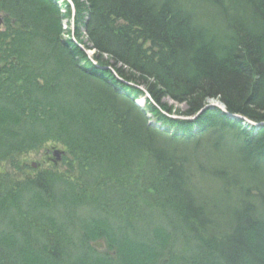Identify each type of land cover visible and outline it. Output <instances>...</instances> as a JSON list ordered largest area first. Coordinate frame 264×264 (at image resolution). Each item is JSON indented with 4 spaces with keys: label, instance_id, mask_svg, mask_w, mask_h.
I'll return each instance as SVG.
<instances>
[{
    "label": "rangeland",
    "instance_id": "374dc122",
    "mask_svg": "<svg viewBox=\"0 0 264 264\" xmlns=\"http://www.w3.org/2000/svg\"><path fill=\"white\" fill-rule=\"evenodd\" d=\"M105 1L77 0L79 5L83 7L82 15L85 19V28H83L82 24L78 22V18H76L77 10L73 12V7L76 8L75 0H49L50 4L38 1L39 6H43L44 12H40L37 7L36 9L25 8V5V11H29L32 15H36L35 17H26L23 21H21V18L12 20L9 14L10 12L0 11V34L2 37L6 36L9 38L13 36L16 38V43L20 44L19 38L21 37L24 39L28 36V39H30L29 41L32 42V46L25 50L28 54H26L24 62L36 70L34 71L36 78L38 76L41 78L44 76L47 77L44 74L47 72L46 63L44 61L45 58H47L46 56L56 55V53H58V48H50V44L54 41L58 42V40H61L64 46L67 42H70L74 45L76 43L77 46H75L79 48L78 44H81L82 46L79 49L82 50L88 61H90L94 67V69L83 70L82 68H90L88 62L84 59L81 61L82 68L75 71L73 70V73H70V67L65 60H55V63H57L55 81L57 85L60 84V96L56 97L50 92L48 93V97L52 98L47 101L46 97L41 94L40 91L38 92L36 90L35 92L28 93V95L33 97L30 98V102L28 103L29 106L32 105L33 115L27 117L28 120L25 121V125L29 128L32 124L31 129L34 132L32 138L38 140L50 138L52 141L48 139V142H44L41 147L36 149L32 148L24 153L20 160L29 166L27 169L19 171L18 169H14L15 167L9 163L0 162V264H48L47 261L52 262V260L55 263L49 264H94L91 263L92 260L88 263L86 259L79 262L80 258L77 259L74 257V255H76V252L72 250L74 246L69 245L70 242L78 240L76 236H73L74 234L81 237L82 233L84 234L86 232V234H88L89 230H94L96 226H99L92 220H96V218H100V220L101 218L105 219V214L101 213L105 210V207L110 205L120 206L122 199L126 201L122 204L127 205L129 203L130 205L132 203L133 194H136V190L144 191L146 188L152 187L150 185L154 183L156 177L160 180L166 178L163 175L172 162H181L191 159L193 160L191 163L188 161L190 165L201 160L197 158H202L208 154H215V149L220 152L229 153V151H232L230 149L231 147L234 148L237 146L235 142H239L238 137L232 139L230 131L222 133L217 119L207 120L210 115L212 117L214 111L226 117L225 119L228 120L227 123H229V125L232 123L240 124L242 127L239 128L243 133L242 135H244V130H249L253 137H256V135L260 137L261 134V136H264V111L258 110L257 115H259V118L252 121L255 126L251 127L243 124L238 117L245 120L246 118L252 120V118L245 117L241 113L233 114L228 109L227 104H217L215 109L208 108L204 103V99H202L201 96H199V98L195 90H191L189 93L186 85L195 89L194 85L196 86L197 83L192 79L194 75L192 73L196 71H192L191 65L196 62L194 61L197 57L195 51L200 50L201 45L198 44L197 47L192 45L190 47L192 50L191 53L180 40L181 38L185 43L186 40L189 41L188 36H193L194 38L201 37L203 38L202 41L217 40L223 47L214 44L216 47H214L213 52L215 54L218 49L222 50L221 55L226 58L228 56L226 55L227 53L231 54L234 52V49L236 50L239 48L237 46L239 45L240 38H242V34L246 32V35H248L251 29L250 26L260 22V18L264 16V6H262L264 0H128V2L132 1L133 4L138 7L143 9L146 8V13L151 16V22L149 24L147 23V27H145L144 30L145 33L141 38L138 37L139 34L137 31L139 32V30L135 29L134 35L133 32H128L126 36L116 37V41L111 38L109 39L108 36L110 33L108 32H113L119 28L122 29L123 26L128 25L127 21L123 18L115 21L117 16L113 15L114 17L111 19V15H105V19L108 20L107 23L106 21L101 22L96 25L95 30L91 28L92 25L94 26L95 21H93V16L96 11L104 10L102 6L106 8L102 2L107 6L109 5V3ZM16 2L17 0H9L8 5L11 10H13V8L17 10L23 8L22 6L18 8ZM89 2L92 4L89 5ZM71 3L73 7L70 6ZM5 4L7 5V3ZM173 4L176 6V8L173 7L174 9H172ZM107 10H110V8ZM250 10H253V13H250ZM55 13L58 14L56 15ZM187 17L188 19L186 20ZM131 19H133V17ZM169 21L173 23L170 25ZM243 23L244 25H250L244 26V28L241 29V34L238 30L242 27ZM177 24L179 31L178 35H175L173 39H171V42L167 43L174 44L173 48L178 52L171 51V53H169V56L174 58V61L177 60L176 62L178 63L174 65V74L179 79L175 80L169 77V81H173L172 83H174L172 89L170 87L169 89L162 88L164 86H162L161 80L159 83L160 85H157L156 80L159 78H156L160 76L158 73V76L156 74L154 76L143 75L145 73L144 71L141 72L133 68L131 64L121 63L120 65L127 67L135 73L133 80H135L136 83L134 85L138 87L134 90L131 88L129 95L125 97L124 95L126 94L121 91L122 89L119 90L120 84L116 81V73L114 71L109 68L111 72L108 68H104L103 72H101L95 68L98 62L104 67L116 63L111 52L108 53L95 48V42H92V40L95 41L92 37L94 32L98 40H100L99 38L109 39L108 41L111 44H126L124 47L128 45L130 47L135 46V42H133L132 39L135 36L138 37L139 47L142 48L140 59H142V61L144 60V64L146 65L150 64V62L154 64L157 63V61H150L152 58L155 59L153 57V46L159 45L158 40L167 36V33ZM259 27L261 28V26ZM27 31L31 32V36L26 33ZM263 32L253 29L252 33L249 34L250 36H246L250 37L252 43L250 46V54H252L251 56H253V58H251V60L250 57L245 55L246 52H241L244 63L239 62L237 59L235 60L234 56L228 61L237 66L241 74L245 72V70H250L251 74L254 72L255 76H252L249 88L247 89L248 95L251 97V102L253 100L257 102V99H263L262 101H264V74H257L258 70L264 69V53L263 51H258V49H256V44L254 45V42L258 43V41L260 42L259 47L263 45L261 43L264 42ZM253 33H256L257 36L253 37V35H251ZM236 35L238 36L237 38ZM188 41L186 43H189ZM7 42L8 40L5 42L4 47H6ZM38 50L41 52L40 54ZM236 53L240 54V51L238 50ZM214 57L216 63L221 64L218 56L214 55ZM225 62H227V60ZM130 63H133V61ZM249 63L251 65H249ZM182 65H184V67ZM181 66L184 69L181 68ZM6 67H8L7 72L10 78L4 77L5 74L2 79L0 74V79H2L0 85H5L6 83V85L9 86L8 80H15L18 72L14 71L12 67L7 66L6 60L4 61L1 58L0 73H2ZM149 70H147V72ZM197 71L199 76H204L203 69H198ZM30 72H33V70L30 69ZM128 72L130 73V71ZM101 73L106 74L107 80L96 78V76H102ZM86 76L90 79V81L87 79L88 84L81 83L82 79ZM35 79L31 80L32 85L43 82L41 79H38L39 81H35ZM51 79L52 77H47V82L49 83ZM30 84L27 86H30ZM49 84H51V82ZM105 85L109 86L107 87L109 92L103 93ZM180 85H183L184 89L182 90L186 89V93L181 96L182 101L176 100L173 95L177 92V89L180 88ZM4 88H0V106L1 104H9L11 100L8 96H4L9 94L11 91L10 88H5L6 91ZM152 88H156L158 91L159 102L156 101L157 97H154V93L151 91ZM2 89L4 90L2 91ZM169 91L173 97L170 96V93H168ZM60 97L62 99L58 100L59 103L54 101ZM104 98L106 99L102 103L101 99L104 100ZM217 99L222 101L221 98ZM247 102L251 103L249 101ZM46 105H57L60 106V108L62 107L60 113L61 119L64 121L66 120V122H76V119L72 117L71 114L77 113L78 110L81 112L84 107L91 105L92 108L97 107V111L104 112L103 110L105 108V110L111 111L113 115L119 113L130 116L131 126H134L132 123H139L141 121L146 131L152 129L156 132L162 129L157 139L162 137V142L166 144L164 147L167 150L168 159L160 158L161 160H155L154 156L150 154V156H148V154L144 153V147L142 146L143 142H139V144L135 143L132 146L130 139H132L133 135L129 131L126 133L124 132L126 129L124 125L114 126L113 123H103L102 121L97 122L95 130L93 133L91 132L92 134L90 137L84 134L85 131H83L81 127L74 125L73 129L70 130V132H72L71 136H77L82 141H85L87 145H91L93 151L92 155L89 157L84 155L82 151L73 153L64 142L51 138L57 133L55 131V126L49 125L48 123V129L46 131L38 132L37 123L52 118L49 114L51 109ZM12 107H17V103L12 101ZM156 115H158V117H156ZM171 115H174L180 122L174 120L168 121V117ZM163 118L167 119V124L165 126L161 123ZM51 121L52 119L50 122ZM174 122L175 125L173 124ZM199 125L202 126V130L199 128ZM4 127V125L0 124V133L5 132ZM166 127H169L170 131L167 130ZM257 129L258 132H260L258 134L255 133ZM241 137L246 144L250 145L243 136ZM248 145L247 148L249 147ZM249 149L252 150L253 148L249 147ZM56 151L60 152L58 156L55 153ZM260 155L263 157L264 151L259 149V151L253 152V156L256 158H259ZM71 160L74 161L72 166L70 163ZM176 166H178L177 163ZM42 172H46L50 175L57 174V176L59 175L60 177L65 176L68 177V180L71 177L78 179L83 188H80V190H82V192L85 190V193H89L92 196L95 195L94 197L98 200L95 199L96 203H94V206H87L89 209L87 208L88 212L86 214L82 211L71 213L70 209V215L64 214L61 217L57 215L59 218L57 219L55 218L56 215H51L54 214V211L52 208H48V205L43 202L44 198L42 196L40 197V194L36 192L35 188H32L29 183H26L28 178L32 179ZM180 178L182 177L180 176ZM200 180L202 181V176L198 177L195 182ZM246 182L243 183V186L246 185ZM249 182L256 184L258 181L254 178H249L248 184ZM226 183L231 184L232 181L228 179ZM22 184V189H19ZM90 184L92 186H90ZM258 184L259 189L257 193L255 192L253 194L255 196V201L264 198V181L260 180ZM230 186L231 185H229V187ZM257 186L258 185L254 187L257 188ZM186 187L188 186L186 185ZM59 189H57V191ZM155 190L156 189L153 188L151 191L155 192ZM189 190L192 189L188 187L186 191L189 192ZM230 190H232V188H230ZM148 191L150 192V190ZM235 191H238V189H235ZM59 193L65 195L66 192L60 190ZM232 193H230V195H232ZM162 197L168 202L170 201L171 204L175 203L172 198H168L164 194ZM109 201L112 202L110 203ZM230 201L231 199H229V202L225 204V206L232 202ZM250 201L247 200L246 202L250 203ZM106 203L107 205H105ZM251 204H253V201H251ZM220 206H223L221 202L217 207ZM232 207L236 206L232 205ZM53 219L57 222L56 227L51 225L53 224ZM118 219L120 222L121 220L123 221L122 218ZM88 220L89 222L87 224L86 221ZM108 225L109 227L112 226V224L109 223ZM57 230L59 231L58 233ZM249 230L250 229L246 227V231L243 232L240 238L242 237L243 240L247 238L250 242L253 239L252 237L255 236V232L252 231L251 233ZM116 235L118 239H121V242L118 247L114 246V250L112 251H110V247L104 240L92 241L91 246H93L94 250L97 252L95 256L93 255L97 263L103 261L101 258L104 257L103 255H107L108 258H106V260L110 259L111 264H127L126 261L133 260H136V263L133 264H153L156 258L154 255H159L162 251V249L155 246L149 251L144 250V258H139L137 255L135 256L133 254L134 249L138 248L135 244H132L133 235L130 236L124 231ZM224 236L225 234L219 238L211 236L209 240L205 239L206 242L209 241L215 245L214 249L223 245L222 250L220 249L217 251L213 249L215 259L211 257L213 255H210V259L212 260H209V262H211V264H219L220 261L217 262L216 256L218 253L224 251V249H228L229 244H225L228 240L225 239ZM189 242V240H183L181 236L166 238L165 243L163 242V245H161L163 248V254L161 256L166 257L167 253H169L172 255L171 259L173 262L177 263L181 260V257H184L186 253L185 250L188 246L196 252L198 243L191 241L190 245ZM46 249H48L49 254L43 256L42 253ZM57 249L59 255L56 257L55 250L57 252ZM119 249L122 251V254L125 255L126 260L123 261L120 259L122 256H120L121 253ZM117 259L119 260L117 261ZM160 259H162V257H160ZM85 261L86 263H84Z\"/></svg>",
    "mask_w": 264,
    "mask_h": 264
},
{
    "label": "trees",
    "instance_id": "16d2710c",
    "mask_svg": "<svg viewBox=\"0 0 264 264\" xmlns=\"http://www.w3.org/2000/svg\"><path fill=\"white\" fill-rule=\"evenodd\" d=\"M38 1L50 3L49 0H17L16 4L18 8L20 6H22L23 8L20 10L13 8V10H11L8 5L9 0H0V11L10 12L9 14L12 17V20L21 18V21H23L26 17L30 18L35 17L36 15H32L29 11H25V8L36 9L37 7L40 12H44L43 6H39ZM106 1L109 3V7L104 2H102V4L106 6V8L101 5L104 8L105 11H103L105 13L103 14V17L99 19V22L101 23L106 21L107 23L108 20H106L104 16L111 15L110 17L112 19L114 17L113 15H115L117 16L115 21L121 20L123 18L128 23V25L123 26L124 28L122 27V29L119 28L113 32L107 31L108 33H110V35L108 36L109 39L111 38L112 40L114 39L116 41V37L118 38L123 37L124 35L126 36V33L128 34V32H133L134 35L135 29L139 30V32L137 31V33L139 34V38L144 35V30L145 27H147V23L149 24L151 22V16L146 13V8L143 9L141 7H138L137 5H134L132 1L128 2V0ZM5 3H7V5ZM75 3L78 16H76V18H78V22L82 24L83 28H85V19L82 15L83 7L79 5L77 0H75ZM262 6H264V2ZM109 8L110 10H107ZM172 9L174 8L172 7ZM250 13H253V10H250ZM132 17L135 20L131 19ZM141 18H144V20H142ZM171 23L173 22L169 21L170 25ZM246 25L250 24L244 25L243 23L242 26ZM252 25L253 26H250V33H252L253 29L255 31L258 30L263 32L264 16L260 18V22ZM259 26H261L262 29ZM95 27L96 25L91 26V28H94V30ZM178 32L179 31L177 24L174 28L172 27L171 31L167 33V36H164L160 40H158L159 45L153 46V57L155 59L152 58V60L150 59V61H157L156 64L150 62V64L145 65L144 60L142 61V59H140L142 48L139 47V38L136 36L132 39L133 42H135V46L131 47L129 45V47H124L126 44H111L108 41L109 39L106 40L104 38H99L100 40H98L95 32L93 34L94 36L92 35L95 41L92 40V42H95V48L99 49L100 51L103 50L104 52L108 53L111 52L116 64L121 62L123 64H131L133 68L141 72L144 71V75L154 76L158 73L160 76L157 75V79L159 78L158 80H161V83H163L164 81L168 83L167 87L166 85L164 86L162 84V86H164L162 88L169 89L170 87L172 89L174 83H172L173 81H169V77L175 80L179 79L174 74V65L178 63L176 62L177 60L174 61V58H171L169 56V53H171V51H177L173 48L174 44L167 43H170L171 39H173L175 35H178ZM26 33L31 36V32L27 31ZM248 35H246V32H244L241 36L242 38H240V41L238 40L239 45L237 47H239L240 49L238 48L236 50H239L240 54L236 53L237 51L234 49L233 53L226 54L228 55L226 58L225 56L221 55L222 50L218 49L217 53L214 54L213 50L214 47H216L215 45L220 47L222 46V44H220V42H218L217 40L201 42L200 45L201 48L204 46V51H195L197 53V57L194 61L196 62L192 63L191 65L192 71H196L195 73H192L194 74L192 79L197 83L196 86L194 85L195 89H193V87L189 85H186V88L189 90V93L191 92V90H195L198 97L201 96L202 99L205 98V95H208L212 98L220 97L223 102L227 103L228 109L233 114L241 113L243 116L252 118V120L255 121L259 118V115H257L258 110L264 111V101H262L263 99H257V102L254 100L251 102V97L248 95L247 89L249 88L252 76H255L254 72L253 74H251L250 70H245V72H242L241 74V71L237 66L228 62L234 56L235 60L237 59L239 62L244 63V58L241 52H246L245 55L250 57V60L251 58H253V56H251L252 54H250V46L252 43L250 41V37H246ZM251 35H253V37L257 36L256 33H253ZM167 37H170L169 40ZM28 38V36L24 39L20 37V44H17L15 37H2V35L0 34V59L2 58L4 61L6 60V65L12 67L14 71L18 72L16 74L17 78L15 80H8L9 86H7L6 83V86L4 84L0 85V88L9 87L11 90L9 92L10 95H4L5 97L8 96V98L11 99L9 101V104H1L0 106V124L5 126V132L0 133V162L9 163L15 167L14 169H18L19 171L27 169V167H29L26 163L20 160V158L26 151L31 150L32 148L36 149L41 147V145H43L44 142L46 143L48 139L49 141H52V139L50 138H42L41 140L32 138L34 133L31 129L32 124L29 128L27 125H25V121L28 120L27 117L33 115L32 105H28V103L30 102V98L33 97L31 95H28V93L35 92L36 90L38 92L40 91L41 94L46 97V100L49 101L52 97H48V93L51 92L54 96L59 97V91L61 90L60 84L57 85L55 81L57 63H55L53 55L46 56L47 58H45L44 61L46 63L48 72H45L44 74L47 77H52L51 81H49V83L51 82V84L47 82V77L45 76L42 78L38 76L36 78V74L34 73V71L36 70H34L28 64H25L24 59L26 54H28L25 50L29 49L32 46V42H30V39ZM7 40V45L6 47H4ZM180 40L182 44L186 46L191 52V46L188 47L186 42L184 43L181 38ZM57 43L61 45L62 42L61 40H58ZM254 43L257 46L256 49H258V51H263L264 53V42H261L263 44L261 45V47H259V41L258 43ZM61 46L64 47L67 52L71 50L77 53L78 56L76 58H79V60H77L79 61V69L82 68L81 61L84 59L88 62L90 68L82 69L85 71L86 69H94L82 50L77 48L73 43L67 42L65 45L66 47L63 45ZM50 48L52 47L50 46ZM38 52L41 53L39 50ZM67 52L66 54H61L60 61L65 60V62L70 67V73H73V70L75 71L79 69H76L75 65H72L69 62L70 60H72L71 62L76 61L73 57L69 59L70 54ZM214 55L218 56L221 64L216 63ZM226 60L228 63L225 62ZM132 61L133 63H130ZM249 65L251 64L249 63ZM182 66L184 67V65ZM182 66L181 68H183ZM148 67L150 70L148 69ZM30 69H32L33 72H30ZM146 69L149 70L147 74L145 71ZM198 69H203V77L202 75H198ZM7 70L8 67H6L5 70L0 73L2 79L5 74L6 75L4 77H7L8 79L10 78ZM260 70H258L257 74H264V69L261 71ZM46 73L49 75H47ZM2 79H0V82L2 81ZM32 79H35V81L41 79L43 80V82L32 85ZM103 79L107 80L105 73L102 74L101 80ZM83 80L84 79H82L81 83L86 84ZM29 81L31 84L29 83ZM28 84H30V86H27ZM4 89H2V91ZM182 89H184L183 85H180V88L177 89V92L173 94L174 98L178 101H180L181 96L186 93V89ZM121 91L129 95L130 89H125L124 87H122ZM151 91L154 93H152L154 97H157H155L156 101L159 102V93H157L158 91L156 90V88H152ZM168 93H170V96L173 97L170 91ZM12 101L17 103V107H12ZM54 101L59 103L57 99H55ZM247 101L251 103H248ZM46 106L51 109L49 114L52 117V121L50 122L51 119L43 120L40 122L38 121L40 123H37L38 132L46 131L48 129V123L49 125L55 126V131L57 133H55L51 138L60 142H64L73 153L82 151L84 152V155L89 157L92 155L93 151L91 145H87L85 141H82L77 136H71L72 132H70V130L73 129L74 125L81 127L82 130L85 131L84 134L90 137L95 130V125L97 124V122L102 121L103 123H113L114 126L124 125L126 127L124 132L126 133L129 131L133 135V140L130 139L132 146L135 143L139 144V142H143L142 146L144 147V153L148 154V156L151 155L157 157L158 160L160 158L168 159L167 150L165 149L164 145H160L157 141L158 139L156 134H154V130L149 129L146 131V129L143 128L141 121L139 123H132L134 124V126H131L130 116L126 114L123 115L116 113V115H113L111 111L105 110V108L103 110L104 112H102L97 111V107L92 108L90 105L84 107L81 112L78 110L77 113L71 114V116L76 119V122H66V120L64 121L61 119L60 113L62 111V107L60 108V106L57 105ZM158 115H156V117H158ZM225 118L226 117H223L218 112L214 111L212 117L210 115L207 120L217 119L222 133H224L225 131H230L232 135L231 137H238L240 144H237V146H235L234 148L231 147L230 149L232 151H229V153L220 152L215 149V154H208L202 158H197L201 160H198L199 162L194 164L189 165L188 161H190V163L193 161L191 159L183 160L181 162H172L171 164L169 163L170 165H168L170 167L165 170V173L163 175L166 178H162V180H160L158 177H156L154 179V183L150 185L152 187L146 188V190L144 191L136 190V194H133L132 203L130 205L129 203L127 205L122 204L126 202L122 199L120 206L110 205L105 207V210L101 212L105 214V219L101 218L100 220V218H96L97 223L96 220H92L99 226H96L94 230H89L88 234L90 235L86 234V232L84 234L82 233L81 237H78L74 234L73 236H76L78 240H73L74 242H70L69 245L74 246V248H72V250L76 252V255H74V257H76L77 259L80 258L79 262L85 260V258L80 254L82 253V250L80 249L82 246L88 247V251H90L95 256L97 252L94 250L93 246H91L92 241L96 242L98 240H104V242H106V244L110 247V251L114 250V246L118 247L121 242V239H118L116 234L123 233L124 231L130 236L133 235L132 244H135L138 247L137 249H134L133 254L135 256L137 255V257L139 258H144L145 256V254H143L144 251L141 250V248H143L140 245L141 242L144 241V243L148 244L149 246L152 245L151 241L160 242V244L163 245V242L165 243L166 238H172V236L176 238L181 236L183 237V240H189L190 245L191 241L198 243V247L196 246L197 253L189 246L186 248V253L184 254L183 258L186 260L187 264H211L209 260L212 259L210 258L212 257L215 259L213 255V249L215 245H213L212 242H206L205 239L209 240V237L211 236L219 238L225 233L229 237L228 241L225 244H229V246L228 249H224V251L218 253V255L216 256L217 262L220 261L219 264H264V198L260 199L259 201H255V196L253 195L255 192L257 193V190L259 189L258 183L260 182V180L264 181V155L263 157H261L260 155L259 158L253 156L254 151H259V149L264 151V136H261V134L260 137H257L258 135H256V137H253L249 130H244V135H242L243 133L240 130L242 126L237 123H232L231 125H229V123H227L228 120H226ZM163 121L161 123H163V125L165 126L167 124V119L163 118ZM221 123H224V125H221ZM173 124L175 125V122ZM170 128L174 129L172 127ZM167 130L170 131L169 127L167 128ZM241 136H243L250 145L246 144ZM247 145L249 147H252L253 149L250 150L249 147L247 148ZM70 163L72 166L74 164V161L71 160ZM176 163L178 166H176ZM180 176L182 178H180ZM201 176L202 181L200 180L198 182H195L196 179ZM64 177H60L59 175L57 176V174L50 175L46 172H42L34 176L32 179L28 178V181L26 183H29V185L32 188H35L36 192L40 194V197L42 196L44 198L43 202L48 205V208L50 207L53 209L54 214L51 215H56L55 218L59 219L57 215L59 217L63 216L64 214L70 215V209L71 213L82 211L86 214L88 212L87 206H94V203H96L95 199L97 198L94 197L95 195L92 196L89 193H85V190L82 192V190H80V188H82V184H80L78 179L71 177L68 180V177H65L66 179ZM249 178H254L258 182L256 184L249 182L248 184ZM228 179L232 181L231 184L226 183ZM244 182H246L245 186H243ZM186 185L192 190H189V192L186 191V189L188 188L186 187ZM229 185L231 186L229 187ZM256 185H258L257 188L254 187ZM90 186L92 185L90 184ZM22 187L23 184L19 189H22ZM153 188L156 189L155 192L151 191ZM230 188H232V190H230ZM57 189L59 190L57 191ZM235 189H238V191H235ZM60 190H64L66 192L65 195L59 193ZM148 190H150V192ZM208 191L210 192L208 193ZM230 193H232V195H230ZM163 194L168 198H172L173 202H175L176 204H171L170 201L168 202L166 199H164V196L162 197ZM229 199H231L232 202L230 201L231 203L225 206V204L229 202ZM247 200L253 201V204H251V201L250 203L246 202ZM109 202L111 203L112 201ZM220 202L223 206L217 207ZM105 205H107V203ZM232 205H235L236 207H232ZM118 218H122L123 221L121 220L120 222ZM86 222L88 224L89 220ZM107 222L109 224H112V226L109 227ZM51 225L56 227V220L53 219V224ZM246 227L250 229L249 231H251V233L252 231L255 232V236L252 237L253 239L250 242L247 238L245 240H243L242 237L240 238L243 232L246 231ZM58 232L59 231L57 230V233ZM222 246L223 245H220L214 250H222ZM55 253L57 257L59 255L58 249L57 252L55 250ZM120 253V256H122V258H120V256L118 255L119 258L123 261L126 260V257L122 254L121 250ZM42 254L43 256L49 254L48 249H46ZM210 255L213 256L210 257ZM103 256L104 257H101L103 261L97 263L96 258L94 257L91 263L111 264L110 259L106 260L108 256ZM183 258L181 257L182 261ZM118 260L119 259H117V261ZM181 260H179L178 262H181ZM47 262L48 264L55 263L53 260L52 262ZM126 262L127 264H133L136 263V260ZM157 262L158 260H155L153 264H158ZM84 263H86V261ZM181 263L185 264L183 262Z\"/></svg>",
    "mask_w": 264,
    "mask_h": 264
},
{
    "label": "bare ground",
    "instance_id": "6f19581e",
    "mask_svg": "<svg viewBox=\"0 0 264 264\" xmlns=\"http://www.w3.org/2000/svg\"><path fill=\"white\" fill-rule=\"evenodd\" d=\"M87 1H89V0H87ZM50 4V3H49ZM90 4H92V3H90L89 2V5ZM73 4L71 3L70 4V6H72ZM94 5H96V4H94ZM97 6H99V5H97ZM73 7V6H72ZM172 7H174V8H176V6L173 4L172 5ZM97 9V8H96ZM74 10H75V12H76V10H77V7L75 8V7H73V12H74ZM105 12L103 11V9L102 10H97L96 11V13H95V15L93 16L94 17V20L93 21H95L94 22V26L95 25H98L100 22H99V19H101L102 17H103V14H104ZM56 15L58 14V13H55ZM74 16H75V13H74ZM145 18V17H144ZM144 18L142 19V20H144ZM188 19V17L186 18V20ZM188 24H189V22H188ZM242 28H244V26H242V27H240V29L238 30L241 34H242ZM194 31H197V30H194ZM189 37V41L188 40H186V42L188 41L189 43H187V46L189 47V46H192V45H194L195 47H197L198 46V44H201V42H203L202 40H203V38H194L193 36H188ZM238 36L236 35V38H237ZM240 38V37H239ZM255 44V43H254ZM51 45V47L52 48H55V47H57V48H59L58 49V53H56V55H53V57H54V59L55 60H57V61H59V60H61L60 59V56H61V54H66V49L64 48V47H62L61 45H63V43H61V45L59 44V43H57L56 41H54L53 43H51L50 44ZM75 45L77 46V44L75 43ZM64 46V45H63ZM82 45L81 44H78V47L80 48ZM254 46V45H253ZM129 47V46H128ZM74 48V47H73ZM200 50H203V47L200 49ZM204 51V50H203ZM67 53H69L70 54V56H69V59L70 58H74L75 59V61L77 62H71L72 60H70L69 62L72 64V65H75V68L76 69H79L80 68V66H79V64H78V62L79 61H77V60H79V58H76L78 55H77V53H75V52H73V51H68ZM73 53V54H72ZM40 54V53H39ZM69 63V64H70ZM122 63V62H121ZM121 63H117V64H114V65H109V66H101L100 65V63L98 62L97 64H96V66H95V63H94V66H95V68L96 69H98L99 71H101V72H103V70H104V68H108V70L109 71H114L115 73H116V81H118L119 82V90H121L122 89V87H124L125 89L126 88H128V89H130L131 90V88H132V90H134V89H136V88H138L137 86H135L134 84L136 83V81L135 80H133V78L135 77L134 75H135V73L133 72V71H131V70H129L127 67H123L122 65H120ZM106 64V63H105ZM119 66H121V67H119ZM111 70H110V69ZM147 70L148 69H146L145 71L147 72ZM111 71V72H112ZM128 71H130V73L128 72ZM103 73H101V75H102ZM112 74H114V73H112ZM143 74V73H142ZM144 75V74H143ZM133 76V77H132ZM96 78H98V79H101L102 78V76H96ZM89 79V78H88ZM157 79V78H156ZM85 83H87V77H85L84 78V80H83ZM89 81H90V79H89ZM154 81V80H153ZM97 83V82H96ZM156 83H157V85H160L159 83H160V81L159 80H156ZM99 86H101L99 83H97ZM164 86L166 85V87H167V82H163L162 83ZM126 85V86H125ZM104 87V86H103ZM107 87H109V86H106L105 85V87L103 88V93L104 92H109V89L107 88ZM124 94H126L125 92H124ZM206 94H210V93H206ZM128 94H126V95H124L125 97L127 96ZM60 96V95H59ZM205 98H203L204 99V103L208 106V108H212V109H215V106H217V104L218 105H226L227 103H223L222 101H220L219 99H217V98H220V97H210V96H208V95H205L204 96ZM61 98V97H60ZM60 98H57V100H59ZM165 98V97H164ZM106 98H104V100H105ZM104 100H102L101 99V102H103ZM215 103V104H214ZM231 113V112H230ZM232 114V113H231ZM231 117H233V116H231ZM238 119H240L241 121H242V123L243 124H245V125H248V126H251V127H254L255 126V124H253V120H249V119H247L246 118V120L245 119H243V118H241V117H238ZM170 120H174V121H179L174 115L172 116H170V117H168V121H170ZM180 122V121H179ZM221 125H224V123H221ZM202 126L201 125H199V128H201ZM205 127V126H204ZM161 130L162 129H160V131H156V132H154V134H156V136H158V135H160V133H161ZM201 130H202V128H201ZM208 131V130H207ZM255 133L256 134H258V133H260V132H258V129L255 131ZM234 137H232V139H233ZM158 142H159V144L161 145H166V144H164L163 142H162V137L160 138V139H158L157 140ZM235 144L237 145V144H240V142H235ZM159 154H160V152H159ZM156 159H157V157H155ZM209 190V189H208ZM210 191H208V193H209ZM225 234V233H224ZM225 239H229V237L225 234ZM233 241H235V240H233ZM152 242V245L151 246H149L148 244H145L144 243V241L143 242H141L140 243V245L143 247V248H141V250L142 251H149L152 247L154 248L155 246H157V247H159L160 249H162V251L160 252V254H159V256H157L156 254L154 255V257H156L155 258V260L157 261L158 260V264H182L181 262H183V263H185V264H187L186 263V260L183 258V261L181 260V262H178V263H175V262H173V260L171 259V254H169V253H167V256L166 257H164V256H161L162 254H163V248H162V246H161V244H160V242H154V241H151ZM227 242V241H226ZM232 245H233V243H232ZM82 251V253H80L81 254V256H83L85 259H86V261L88 260V263L91 261V260H93V258H94V256H93V254L90 252V251H88V247H84V246H82L81 248H80ZM160 257H162V259H160ZM166 258H168V259H166ZM232 262V261H231ZM230 262V263H231Z\"/></svg>",
    "mask_w": 264,
    "mask_h": 264
},
{
    "label": "water",
    "instance_id": "95a60500",
    "mask_svg": "<svg viewBox=\"0 0 264 264\" xmlns=\"http://www.w3.org/2000/svg\"><path fill=\"white\" fill-rule=\"evenodd\" d=\"M55 153H56V155H57V156L60 154V152H59V151H56Z\"/></svg>",
    "mask_w": 264,
    "mask_h": 264
}]
</instances>
